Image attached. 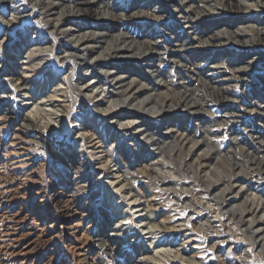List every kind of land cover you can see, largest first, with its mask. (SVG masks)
Instances as JSON below:
<instances>
[{"label":"rangeland","instance_id":"1","mask_svg":"<svg viewBox=\"0 0 264 264\" xmlns=\"http://www.w3.org/2000/svg\"><path fill=\"white\" fill-rule=\"evenodd\" d=\"M14 1L24 7L26 16L17 19L19 26L8 33L7 39L4 38L8 29L0 21V264H165L160 260L162 257L148 251L154 245L168 250L171 256L178 252L179 258L191 257L195 262L190 264H232L236 255L234 252L226 255L228 241L216 243L225 237L220 235L216 239L207 234L224 218L219 223H207L206 233L202 234L195 217L186 222L187 212L178 216L177 208L167 204L170 201L165 200V193L153 185L154 182L161 185L158 179L161 175L152 180L155 174L149 166L151 158L130 154L129 150L134 148L132 138L115 132L109 121L97 115L93 97L92 103L82 94L86 91L80 90V86L92 77L79 78L77 70L81 63L89 64L92 49L88 54L84 52L81 59L74 55L61 57L65 37L49 33L52 26L47 21L53 0H46L42 10L32 0ZM56 1L63 7L76 6L85 0ZM99 1L101 7L115 13L117 22L100 20L98 14L92 13L97 4L79 15L69 16L66 24L79 26L81 32L91 27L106 29L113 37L121 32L122 40L134 41L133 47L142 44L143 49L148 48L145 58L102 62L114 67L124 79L136 73L135 78L140 84L142 81L149 94L159 99L172 97L168 100L171 107L176 106L179 96L198 104L196 112H192L193 108L176 109L161 119L157 114L145 115L153 125L148 131L154 134V139L160 138L166 127L171 130L167 137L187 133L199 141L224 175L230 173L233 184L236 181L237 185L241 182L247 185L249 181L244 195L255 196L254 185L258 183V188H264V38L255 33L256 29L264 30V9L248 13L240 0L225 7L217 0H158L154 6H161L153 13L146 9L151 4L148 0ZM190 3L191 9L183 6ZM10 6L0 0V18H10ZM179 11L183 12L178 15ZM225 27L227 34L218 36L216 32ZM250 27L254 30L247 29ZM33 31H37L39 38L31 47L36 49L45 43L52 46V51L33 52L31 56L24 53H30L22 48L25 40L33 39L30 33ZM104 39L95 40L105 44ZM222 51L227 53L225 58L217 56ZM254 52L259 59L263 57L258 63L251 60ZM239 57L244 62L241 66L248 60L252 62L242 72L247 78L245 75L237 78L231 68ZM11 70L21 74L28 71L26 76L31 83L27 90L14 86L9 79ZM148 73L154 74L153 77ZM50 74L55 78L48 80ZM227 85L233 92L216 94L215 90L226 89ZM24 93L29 95L27 101L23 100ZM36 103L45 113H49L47 108L62 111L57 112L65 117L62 130L40 133L37 128L27 126L22 114L32 110ZM200 151H191L188 158L196 161ZM124 166L129 170L120 181L121 177L118 180L114 173ZM183 170L186 172L179 173L184 179L182 187L191 188V179L185 180L190 169L185 166ZM201 170L202 174L209 172L205 167ZM125 182L133 190L114 191ZM131 194L139 195L148 211L154 213L151 221L137 223L139 219H135L133 211L138 208L131 207ZM185 196L191 197L189 191ZM117 201L112 210L109 205ZM208 218L207 221L212 217ZM201 240L207 241V247L212 249L211 257L208 251L203 254ZM233 244V251L238 250L239 243ZM243 244L245 250L248 246ZM243 260L241 264H255L249 256ZM175 264L188 263L181 260Z\"/></svg>","mask_w":264,"mask_h":264},{"label":"bare ground","instance_id":"2","mask_svg":"<svg viewBox=\"0 0 264 264\" xmlns=\"http://www.w3.org/2000/svg\"><path fill=\"white\" fill-rule=\"evenodd\" d=\"M4 1L11 4L10 18H0L1 23L8 29V31L5 32L6 36L4 38L7 39L9 37L7 36L8 33L19 26V22H17V19L24 18L26 15L23 14L24 7L16 3L14 0ZM157 1L158 0H148V2L152 4H148V7L146 8L148 12L155 13L156 7L161 6V4L154 6L156 5ZM217 1L219 2V5H222L224 7L225 5H236L233 0ZM240 1H242L241 3H243V5L247 7L246 11L248 13L252 10L264 9V0ZM32 3L35 6L37 5V7L42 10L41 7L44 8L47 4V1L32 0ZM50 4L54 5V7L52 8V12L49 13V16H47V21L52 26L49 33H57L58 36L63 35L65 37V44H63L61 48V57L68 58L69 56L74 55L77 57L79 56V58L81 59L83 56H85L84 52H87L88 54L89 49H92L93 57L92 59L88 60L89 64L81 63L79 65V69L77 70L79 78H86L88 75L93 78H91L89 82L84 83L80 86V90L86 91L82 92V94L85 93V97L90 101H92L91 97H93L96 102L95 107L97 108V115L102 117V120L109 121L110 126L114 128L115 132H119L121 136L128 135L132 138L131 140L134 148L131 151L129 150L130 154L133 152L137 153L136 157H139L138 155L140 154V158H151L149 160V166L151 164L150 168L152 169V171H154L155 174V176H151L152 180L156 181V176L161 175V178L159 177L158 179L160 180V183L164 188H162L161 185L157 182H154L153 185L155 188L159 187V191H161L163 194L165 193V200L167 202L170 201L167 204L176 207L178 210L177 215L180 217L182 214H184V212H187L186 219L184 218L186 222L195 217L196 222H199L198 231L202 234L208 227L207 223L211 225L213 221L219 223V221L221 222L220 219L224 218L222 220L223 223L219 224V226L223 230H220L219 226L216 225V227L213 226L214 230L207 232V234L214 235L216 239H219L220 235L225 237V239L217 241L216 243L225 244V242L228 241V249L226 255L229 256L228 254L233 252L234 255H236L234 258L236 262L234 261L232 264H241L242 262H244L243 259L247 258V256L251 257L252 260H254L255 264H264V194L262 193L264 191V188H258L257 183V186L254 185V188H252L256 192V195L253 193L255 196H250L248 194L244 195V193L249 188V181H247V185H243L242 182L241 184L237 185L236 181H234L233 184L231 176H229L230 173L228 172V175H224L223 171L218 167L220 165L213 162V158L211 157V155H209L207 151H204L202 149V146L198 140V142H196V140L194 141L192 137H188L187 133L175 134V136L167 137L171 130L170 127L165 126V122L162 126L163 128L166 127V129L161 133L162 135H160V138H162V140H160V138L154 139V134L148 131V129L153 127V125L150 123L151 121L149 119L144 118L145 115L149 114L152 116H156L157 114V117H160L161 119L164 114H167V112H174V110L176 109L185 111L193 108L192 112H196L195 108L198 105L197 102L191 101L189 97L179 96L176 106L171 107V104H168V100L172 99V97H163L159 99L156 97L157 95L154 96L152 94H149L147 87L142 83V81L140 84L139 81H137V78H135L137 77L136 73L133 77L129 76L128 79H124L121 77L123 75L120 76L121 73H116L114 67H110L109 64H104L102 62V60L104 62H109L112 59H138L142 58V56L145 58V56H147L145 54L148 52V48L143 49L142 44L138 43L133 47L134 41L128 43L127 41H125V38L124 40H122L121 32L116 35V37H113L110 36L106 29H94L91 27V30L88 29V31L81 32L79 31L81 29L79 26H74V24H66V20L69 18V16H76L84 10H90L91 8L93 9V7L97 4V10H94L92 13H96V16L98 14V18L100 20H110L117 22L115 13L113 14L110 8L105 10L103 7H101L99 0H85L80 2L76 6L71 5L61 7L58 5V1L56 0H53ZM183 6L191 9L192 4H184ZM181 12L183 11H179L178 15ZM241 19L246 20V18L244 17ZM247 21L250 22L249 19ZM247 29L254 30V27H250ZM255 31L257 37L261 38L263 36L264 38V30L256 29ZM36 32L37 31L30 32L33 36V39H31V41L25 40V43L23 44L22 50H25L26 48L30 52H24L28 56H31L33 52L42 53L52 51V46L44 45L45 43L41 44L36 49H33L31 47V45L34 43V40H38L39 38ZM216 33L218 34V36H224L225 33L227 34V28L225 27L223 30H219ZM215 34L213 36L214 38L217 37V35L215 36ZM95 39H104L105 44L102 43V41H99L98 43V41H96ZM67 44L71 47L68 48ZM199 51V53L204 52L203 50ZM207 54L208 51L206 52V56ZM252 54L253 55H251V60L254 63H258L260 59L263 58L262 57L259 59L258 56H254L256 55L255 52ZM225 55H227V53L222 51L217 56L225 58ZM229 55L230 54H228V57ZM228 57H226L227 61L231 62ZM140 61L145 62L147 61V59H141ZM248 61L247 63L245 62V65L241 66L244 62L243 58L239 57L238 62L236 63L235 61L234 63L235 66L231 67L233 72L238 75L237 78L244 77L243 75L245 74H243L242 72L244 69L248 68V66L246 67V65H252V62ZM91 63L92 65H90ZM27 72L28 71H24V73L21 74L17 70H11L9 79L11 82L15 83L14 86L18 90L25 91L29 88L31 79L26 76ZM148 74H150L152 77L154 75L152 73ZM47 78L49 80V78L53 79L55 77L50 74ZM100 80H102V83ZM125 80L126 83L123 84V81ZM158 83L160 84V80L158 81ZM230 91H232V87L228 85L226 86V89L221 88L220 90H215L216 94H226ZM258 94L259 93H257L256 96H258ZM24 96L26 98L23 100L27 101L29 95H26L24 93ZM58 101H60V99ZM45 110L49 113H45L44 110L39 109L36 103L33 106L32 110L26 112L25 114H22V119L27 122V126L37 128L40 133L45 132L48 129L62 130V127L65 124V117L63 118L64 115L60 113L57 114V112L62 111L55 108H47ZM256 110V107H254V111ZM262 112L264 113V111ZM257 113H259V111H257ZM130 130H133V132H130ZM157 131L159 132V129ZM187 145L188 148H186ZM185 148L187 152H185ZM198 150H201L199 154L197 152L198 155L196 154L198 156V159H196V161H191L190 158H188L189 153H191V151ZM142 153H147V155H141ZM202 162L203 166L200 167V164ZM185 166L190 169V172H187V174L190 173V175H187V178H185V180L191 179L192 183L191 188L186 187L187 189H185V187H182L181 180L184 179L179 176V173L186 172L185 170H183ZM203 167L208 168L209 172L206 171L202 174L201 169ZM127 168L128 167L124 166L120 171H118L119 168H117L118 170L114 174L115 176L117 175L116 178H118V180L120 177V181L123 180L122 175L128 172L129 169ZM245 175L247 176V174ZM112 182L113 181L107 184V193H109L108 189L112 187ZM244 182H246V180ZM197 183H199L201 187L197 185ZM118 189H121L123 191L124 189H127L129 190V192L131 191V189L133 190L132 185L128 182L121 184L119 188H116L114 191H117ZM188 191L189 195L191 196L190 198L185 196V193ZM129 198H132L130 201V204H132L131 207L138 208L133 211L135 213V219H139L137 220V223L140 222L142 224V221L147 219L151 221L154 213L148 211L147 204L141 200L142 198H140L139 195L137 197V195L135 194H131ZM118 202L119 201H117L115 205H109L112 210L115 209ZM208 217H212V220L210 219L211 221H207L209 219ZM155 224L156 226H161L160 222H155ZM144 225L145 227L148 226V222H144ZM148 230L151 235H153V231L150 228H148ZM150 238L152 239V237ZM153 241L155 240L153 239L152 241H150L149 245H152ZM235 241L239 243V246L238 250L233 251V249H235L233 246V243H235ZM199 243L202 247L203 254H207L208 251V254L211 257L213 253L212 249L207 247V241L201 240ZM243 243L248 246L245 248V250L243 249L244 247H242L244 246ZM250 248H252L253 250H251ZM148 251H152L153 253H151L153 256L159 255L160 258L162 257L160 260L163 259L166 262H164L165 264H175V262L180 263L181 260H184L188 264L195 262L192 261L191 257L186 258L181 256V258H179L178 252L174 253L171 256L168 250H165L161 247H155V245ZM251 253L253 254L251 255Z\"/></svg>","mask_w":264,"mask_h":264}]
</instances>
